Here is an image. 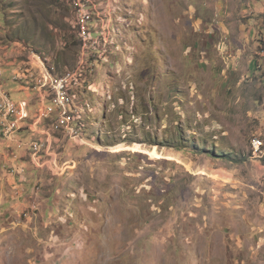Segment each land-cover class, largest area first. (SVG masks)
I'll return each instance as SVG.
<instances>
[{"label": "rangeland", "instance_id": "374dc122", "mask_svg": "<svg viewBox=\"0 0 264 264\" xmlns=\"http://www.w3.org/2000/svg\"><path fill=\"white\" fill-rule=\"evenodd\" d=\"M98 1L109 46L87 53L71 93L87 143L57 133L74 168L52 176L0 139V264H264L257 47L223 38L224 0ZM75 21L70 0H0L9 78L26 59L14 46L77 67Z\"/></svg>", "mask_w": 264, "mask_h": 264}, {"label": "built area", "instance_id": "2783aa9c", "mask_svg": "<svg viewBox=\"0 0 264 264\" xmlns=\"http://www.w3.org/2000/svg\"><path fill=\"white\" fill-rule=\"evenodd\" d=\"M81 47V60L77 67L57 73L48 57L32 46H14L18 55L25 56L24 67L14 71V80L24 89L34 94L33 102L28 99L14 100L6 88L5 65L0 58V139L3 146L24 151L30 163L37 169H45L52 176L63 177L74 168V161H62L57 146L60 138L70 143L86 145L81 124L71 108V93L82 86L85 75V57L94 53L99 45L109 46V26L103 21H95V0H70ZM93 30L98 32L94 37ZM17 65L16 63H14ZM21 64L18 63V66ZM38 109L32 116V105ZM55 118L52 124L46 125ZM264 143L253 142L254 156L264 153Z\"/></svg>", "mask_w": 264, "mask_h": 264}, {"label": "crops", "instance_id": "0c3cea01", "mask_svg": "<svg viewBox=\"0 0 264 264\" xmlns=\"http://www.w3.org/2000/svg\"><path fill=\"white\" fill-rule=\"evenodd\" d=\"M225 7L222 6L223 2L221 0H215L216 6H222L221 9H217L215 14L219 16V12L223 13V20L227 21L228 25L224 23L223 28L221 27L223 32V38H227L226 41H230L231 43H238L241 44H253L254 49L257 47L255 54L259 55V61L262 59V62H259V65L263 67V60H264V0H224ZM103 2H96V8L103 9L104 8ZM105 10V9H104ZM237 17H236V15ZM216 19H218L216 17ZM199 21L203 23V19L200 18ZM222 21V20H217ZM104 23H108L107 21H103ZM199 25V23H197ZM211 33V29H208ZM225 41L224 45L226 49H232L231 46ZM236 46V45H235ZM238 48V46H237ZM243 48L239 49V52L243 51ZM253 49V50H254ZM258 51V53H257ZM236 62L233 60V66H235ZM7 70L5 68V80L7 85L10 84L14 86V92L18 95L23 93L26 97H19V99H28L30 101L33 100V93L24 89L22 84L16 82L13 78H9V75L6 73ZM14 74V73H13ZM7 88V87H6ZM8 90V89H7ZM32 96V99L29 97ZM32 109V116L35 114L36 110L38 109L37 106L34 104L31 107ZM49 124V122H48ZM22 151V150H21ZM22 156H27V154L22 151ZM28 157V156H27ZM29 158V157H28ZM31 165V163H29ZM27 164H20L17 168L24 170ZM32 166V165H31ZM35 168L34 166H32ZM37 169V168H36ZM41 171V169H38Z\"/></svg>", "mask_w": 264, "mask_h": 264}, {"label": "trees", "instance_id": "16d2710c", "mask_svg": "<svg viewBox=\"0 0 264 264\" xmlns=\"http://www.w3.org/2000/svg\"><path fill=\"white\" fill-rule=\"evenodd\" d=\"M78 42H79V45H80V40H79V37H78Z\"/></svg>", "mask_w": 264, "mask_h": 264}]
</instances>
